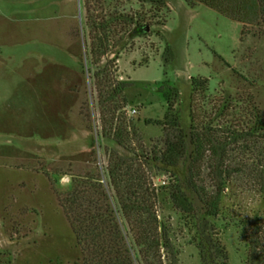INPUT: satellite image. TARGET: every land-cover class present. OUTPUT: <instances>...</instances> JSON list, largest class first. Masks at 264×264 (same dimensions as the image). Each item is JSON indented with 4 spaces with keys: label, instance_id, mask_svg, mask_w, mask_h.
<instances>
[{
    "label": "rangeland",
    "instance_id": "374dc122",
    "mask_svg": "<svg viewBox=\"0 0 264 264\" xmlns=\"http://www.w3.org/2000/svg\"><path fill=\"white\" fill-rule=\"evenodd\" d=\"M251 13L244 17L251 19ZM97 15L99 22L120 19L101 64L108 65L114 87L129 85L105 111L86 27L88 16ZM256 16L244 23L184 0H0V264L81 262L55 188L66 191L74 176L106 172L104 118L124 124L136 146L149 149L162 139L163 130L146 121L167 114L159 90L163 81L181 91L177 110L187 134L193 101L202 121L215 119L218 135L226 136L230 127L247 131L255 113L263 118L264 19L259 11ZM168 45L173 58L166 63ZM192 78L207 79L209 92L193 93ZM260 135L249 149L242 143L229 149L230 166L243 165L246 173L230 180L222 216L209 219L229 264H249L243 224L264 225V132ZM152 167L149 180L157 188L170 174L157 175ZM188 167L185 161L169 171L184 183ZM185 191L206 219L198 197ZM157 211L172 227L179 264H203L196 231L185 228L182 214L168 200Z\"/></svg>",
    "mask_w": 264,
    "mask_h": 264
},
{
    "label": "trees",
    "instance_id": "16d2710c",
    "mask_svg": "<svg viewBox=\"0 0 264 264\" xmlns=\"http://www.w3.org/2000/svg\"><path fill=\"white\" fill-rule=\"evenodd\" d=\"M184 1L193 7L206 5L244 23L256 20V11L264 19V0ZM87 9L93 11L90 6ZM251 11V19L244 17ZM98 16H88L86 27L92 42L89 51L92 67L96 69L93 78L99 104L105 111L107 102H112L129 85L122 83L114 87L108 65L101 64L107 55L111 33L120 19L109 16L108 20L99 22ZM137 24L142 27L140 22ZM143 28L147 30V25ZM165 54L167 63L173 58L169 45ZM191 84L193 93L209 92L207 79L192 78ZM159 90L167 101V114L162 120H149L146 124L160 127L162 139L149 149L136 146L132 142L133 135H126L124 124H114L115 117L104 118L108 126L106 135H101L108 156L106 172L74 176L66 191L59 192L55 188L81 251L78 264H179L180 253L173 240L172 227L157 213L159 202L167 200L184 217L185 228L196 231V247L202 263L229 264L227 250L214 222L209 219L214 221L222 216V199L230 180L236 174L246 173L243 165L230 166L229 149L240 143L249 149V142L261 138L260 133L264 132V117L255 113L256 121L247 131L230 127L226 136L218 135L215 119L202 121L193 101L191 130L187 134L177 110L181 91L169 80L163 81ZM190 147H193L192 152H189ZM185 161H189V175L181 183L169 169ZM151 166L157 175L170 174L165 184L153 186L148 175ZM46 175L51 179L50 174ZM185 190L198 197L206 219H200L199 208ZM241 229L249 248V264H264V225L259 221L245 222Z\"/></svg>",
    "mask_w": 264,
    "mask_h": 264
},
{
    "label": "built area",
    "instance_id": "2783aa9c",
    "mask_svg": "<svg viewBox=\"0 0 264 264\" xmlns=\"http://www.w3.org/2000/svg\"><path fill=\"white\" fill-rule=\"evenodd\" d=\"M131 114H133V115L137 114V110H136V109H133V110L131 111Z\"/></svg>",
    "mask_w": 264,
    "mask_h": 264
}]
</instances>
